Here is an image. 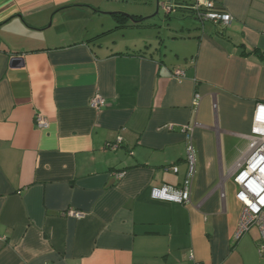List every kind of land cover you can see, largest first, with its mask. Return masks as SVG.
Wrapping results in <instances>:
<instances>
[{"label":"crops","instance_id":"1","mask_svg":"<svg viewBox=\"0 0 264 264\" xmlns=\"http://www.w3.org/2000/svg\"><path fill=\"white\" fill-rule=\"evenodd\" d=\"M213 1L227 25L196 0H0V264H246L231 169L264 104V0ZM161 4L196 22L148 42L107 15ZM189 144L191 203L153 200Z\"/></svg>","mask_w":264,"mask_h":264},{"label":"built area","instance_id":"2","mask_svg":"<svg viewBox=\"0 0 264 264\" xmlns=\"http://www.w3.org/2000/svg\"><path fill=\"white\" fill-rule=\"evenodd\" d=\"M160 7L166 14L174 11L171 6L166 4H161ZM192 10L195 11L197 18L202 21L224 25L230 22V16L216 8L213 0H196ZM172 78L181 82L185 78L184 72L176 69L172 72ZM199 101L200 96L195 95L194 104L198 105ZM90 105L98 109L105 105V101L100 96H94L90 100ZM35 124L41 129H46L48 126L41 116L36 117ZM118 144L119 142H116L109 147L114 149ZM185 162L186 174L181 187L152 188L150 197L153 200L179 205L191 203V190L196 175V161L191 144L186 148ZM171 170L173 173H177L176 168ZM231 172L233 183L237 187L235 198L242 206L236 224L234 241H239L249 233L251 228H256L260 236V242L257 245L258 254L260 257H264V104H257L254 107L247 149L234 164ZM68 214L76 218L81 217L78 213L70 212Z\"/></svg>","mask_w":264,"mask_h":264},{"label":"rangeland","instance_id":"3","mask_svg":"<svg viewBox=\"0 0 264 264\" xmlns=\"http://www.w3.org/2000/svg\"><path fill=\"white\" fill-rule=\"evenodd\" d=\"M173 7L175 8L176 6H173ZM188 9H191V8L189 7ZM193 19L194 18L187 16L186 14L182 13L178 9L177 10L175 9L170 14H165V12L160 10L158 11L157 14H155L154 12L150 18L142 22L144 24L143 29H141L139 32H134V33L137 36L143 37L148 42L155 41L156 39H160L162 36L165 35L166 33L165 28H168V26L169 28L172 29L179 23H186V22L195 23L196 20H193ZM127 33L128 34L126 36H129L130 33L129 32ZM152 44L154 43L152 42ZM243 239H246V241L248 240L247 254L244 257L245 263L246 264H264V257L259 256L257 246H256V243L260 241L259 240L260 236H259L257 229L251 228L249 233L243 236L242 240Z\"/></svg>","mask_w":264,"mask_h":264},{"label":"trees","instance_id":"4","mask_svg":"<svg viewBox=\"0 0 264 264\" xmlns=\"http://www.w3.org/2000/svg\"><path fill=\"white\" fill-rule=\"evenodd\" d=\"M114 17L115 21H116V27L115 29H122L124 27V23H125V19H127L125 16H121V15H114L112 16ZM133 18V21L135 24H137L136 26H141V25H138L139 24V20H141V18L139 17H132ZM97 39V38H95ZM94 39V40H95ZM253 54H256L259 58L263 59V56L261 54H259L258 52H252Z\"/></svg>","mask_w":264,"mask_h":264},{"label":"water","instance_id":"5","mask_svg":"<svg viewBox=\"0 0 264 264\" xmlns=\"http://www.w3.org/2000/svg\"><path fill=\"white\" fill-rule=\"evenodd\" d=\"M155 14H157V12H156ZM107 15H109V16H114V15L125 16L129 21H131V22L134 23L133 18H132L131 16L126 15V14H123V13H120V12L107 13ZM147 19H148V18H147ZM147 19H141V20H139L138 22H139V23H142V22H144V21L147 20Z\"/></svg>","mask_w":264,"mask_h":264}]
</instances>
